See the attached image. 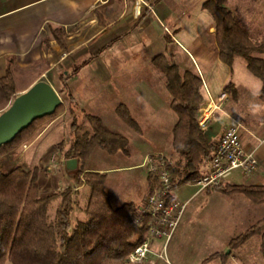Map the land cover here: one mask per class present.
<instances>
[{"label":"crops","instance_id":"obj_1","mask_svg":"<svg viewBox=\"0 0 264 264\" xmlns=\"http://www.w3.org/2000/svg\"><path fill=\"white\" fill-rule=\"evenodd\" d=\"M116 1L123 0H0V79L5 75L9 64L15 68L14 79L17 83L15 75L17 70L35 67V62L42 58L45 60L48 58L51 61L52 52H56L59 46L52 36L54 28H63L66 43L74 50L81 43L90 40L98 41L100 36L97 37V35L102 32L107 33L113 25L115 31L118 28L121 29L118 33L121 36L117 38V41L105 43L98 48L97 57L91 58L80 69L76 72L72 71L68 76L70 91L81 106L88 111L94 107L93 100L96 95L105 92L116 95V98L121 100L119 102H124L129 107L142 126L143 132L141 134L136 132L140 135L139 138H135L132 134L134 144L143 149L146 148L144 154L149 151H162L174 163L179 158L171 143L176 114L171 107L172 96L166 86L165 76L152 63L156 54L165 53L169 61L176 63L181 71L189 69L199 74L205 101L209 96L221 101V108L213 112L209 125L204 128L208 140L218 142L227 126L239 124V134L244 149L253 153L258 161L254 171L245 173L240 169L234 170L224 183L264 185V119H262L264 104L260 99L261 83L258 86L249 77L238 74L236 57L232 65L220 59L211 13L203 9L201 4L202 8L186 17V9L176 11L171 4L167 12L161 10V15L156 6L163 0H158L157 3L151 2L149 9L139 16L137 12L119 10L113 22L108 23L104 14H107L109 6ZM256 2L261 1L243 0L245 18L249 22L262 18L260 9L256 8ZM165 17L171 19L170 25L163 21ZM128 19L130 21H127ZM122 27L125 29L123 30ZM94 29L95 33L86 38L85 35ZM259 36L261 35L257 34L258 38H253L261 40ZM178 47L188 53V59L178 54L176 51ZM191 48L195 54L192 53ZM108 49H112V57H109L106 52ZM188 61H192L193 65ZM75 64L77 62L72 63V67ZM51 65L53 66L52 62ZM43 72L29 79L27 85L16 86L17 93L23 92L40 80ZM81 72L86 73L87 84H94L85 87L83 96H81V88L80 90L77 87L74 88L70 80ZM229 81H232L233 85L226 87ZM56 90L59 93L58 89ZM3 99L4 93L0 85V101ZM201 110L202 107L200 113ZM95 114H99L106 125L122 134L131 129L113 112H96ZM60 115L55 116L49 126L52 127ZM129 134H124L129 140L128 145L132 142ZM73 136L72 134L66 139V147L73 141ZM54 144L55 141L45 146L40 144L38 158L33 157L35 162L36 159L38 160L34 166H42L39 169V184L43 194L63 190L68 186L73 187L75 176L73 169L78 166V161L74 167L68 166V159L55 149ZM96 151L94 147L82 166L85 170L101 171L107 174L110 171L125 170L134 166V164H121L116 167L92 165L89 159ZM125 153L130 155L131 151L128 149ZM51 160H55L57 164V170L53 172L48 168ZM209 165V160L204 162L201 166L202 172L207 171ZM150 183L153 188L155 182L150 180ZM186 184L195 185L194 183L182 185ZM77 188V202L72 211V217L75 212H80V219H86L84 207L88 200L84 203L82 197L87 193L89 195L90 188L86 184ZM177 189L176 186L175 197L178 196ZM204 190L212 196L219 193L216 190ZM242 200L245 205L242 209L229 200L208 207L213 212L215 221L225 222L222 224L224 227H233L235 220H252L254 213L263 203L253 202L250 198H242ZM183 221L184 218L178 226L179 229ZM178 228L174 235L178 233ZM159 247L160 241L157 240L154 243V249L157 250ZM216 252L219 250H214V253ZM191 257L187 255L186 259ZM155 260L162 262V259L152 255L143 264H155ZM107 264L121 263L108 262Z\"/></svg>","mask_w":264,"mask_h":264},{"label":"trees","instance_id":"obj_2","mask_svg":"<svg viewBox=\"0 0 264 264\" xmlns=\"http://www.w3.org/2000/svg\"><path fill=\"white\" fill-rule=\"evenodd\" d=\"M226 1L204 0L202 3L203 9L208 10L213 17L219 57L229 65L237 56L245 58L248 68L261 79L260 99L264 104V40H256L251 36L249 29L226 5ZM52 36L61 48H66L63 28L52 29ZM89 59L75 64L73 72ZM44 63L46 61L42 58L34 66ZM152 63L165 76L166 86L172 96L171 107L176 114L171 143L179 158L169 163L173 186L194 183L204 173L201 166L210 159L218 143L208 140L205 129L197 120L205 101L202 80L193 70L181 71L176 63L169 61L165 53L156 54ZM14 71L15 68L9 64L0 79L6 102L0 105V110L17 95ZM66 72L63 71L60 78L70 97L69 104L60 103L53 113L35 119L12 141L0 146V264L7 261L11 264L117 263L145 238L146 225L135 220L139 202L115 205L106 189V172L85 170L82 167L94 147L100 146L110 154L127 152L128 138L106 125L99 114L86 112L87 124L82 126L77 123L75 111L78 102L69 89ZM230 85H233L232 81L226 87ZM65 109L72 117L74 139L68 147L63 142L57 147L64 158H76L78 161V166L73 169V187H66L63 194L59 191L43 194L39 184V166L27 169L16 165L7 169L5 157L20 143L28 140L38 125ZM115 111L131 129L139 134L143 132L140 122L124 102H119ZM83 184L90 188L84 208L87 218L74 222L72 211L77 202V187ZM206 189L221 193L242 192L253 202L264 203V185L221 182ZM55 199H59V202L51 218V204ZM256 234L262 236L264 243V217L232 238L230 245L241 244Z\"/></svg>","mask_w":264,"mask_h":264},{"label":"rangeland","instance_id":"obj_3","mask_svg":"<svg viewBox=\"0 0 264 264\" xmlns=\"http://www.w3.org/2000/svg\"><path fill=\"white\" fill-rule=\"evenodd\" d=\"M203 1L204 0H163L162 2L157 4L156 9L161 14V10H165L164 12H167V10L169 9V5L172 4V7L176 11L181 10L182 8L186 9L187 12H185V16L187 17V15L196 13L200 9ZM259 1L261 2H256L255 5L258 10L260 9L259 12L261 13L262 18H258L255 20L253 19V21L250 20V22L245 18L246 12L243 9V0H227L226 5L236 15H238L242 24L249 29L253 37L257 39V34H260L261 36H259V39L264 40V0ZM151 2L157 3L158 0H144V2L142 0L116 1L115 4H111L109 6L107 10L108 12H106L107 14H104V16L107 17L108 23L113 22V19L115 16H117L119 10L137 12L139 16L145 10L149 9V5L151 6ZM137 3H139L138 6ZM153 9L155 8L153 7ZM127 21L130 20L128 19ZM163 21L169 25L171 23V19L167 17H165ZM120 31V28L115 31L112 25L107 33L102 32L100 35H97V37L100 36V39H98V41L90 40L85 43H81L79 44V47L74 50L67 43L65 49L58 46L57 51L52 52L51 61L48 58L45 60L46 64L44 63L38 67H29L26 69L17 70L15 74L18 80L17 83L15 82L16 86L23 87L27 85L29 79L41 73V71H44L43 74L40 75L41 79L47 80L54 87H56V89H58L59 94L63 98L62 102H64L67 106L69 104L70 97L67 95V90L65 91V89L63 88L60 75L63 74V71L66 70L67 72L65 74L69 76L73 71L74 67H72V63L74 62L79 63L83 60H86L87 58L91 59L97 57L99 53L98 48L102 47L105 43H114L115 41H117V38L121 36L120 34H118ZM94 33L95 29L91 30V32H88L85 36L86 38L91 37ZM111 50L108 49L106 51L108 52L109 57L113 56ZM176 51L178 52V54L188 59V53L183 51L180 47L176 48ZM191 51L193 54H195L192 48ZM65 52H67V54ZM236 61L238 74L249 77V79L252 80L253 83H256L259 86L261 83V79L248 68L245 58L239 56L236 57ZM51 62L53 66L51 65ZM188 63L193 65L192 61H188ZM85 75L86 73L81 72L76 76L71 77L72 79H70L74 88L77 87V89L79 90L81 88V96L84 95L86 86L94 85L87 84ZM11 101L7 103L6 107H8ZM119 101L121 100L117 99L116 95H109L106 92L101 93L100 95H96V97L94 98V107L88 109L87 111V109L83 108V106H81L80 102L77 100L78 107L75 111L78 117L77 123L85 126L87 124L85 113L89 111H91L90 113L94 114L96 112H113L116 115L115 107L119 103ZM5 104L6 102L4 101V99L0 101L1 106ZM5 108L1 109L0 112H2ZM58 114L61 115L52 127L49 126V123L54 117L45 121L44 123H41V125H38L34 131V134L28 140L20 143L15 149H13L6 155L5 165L7 169H11L16 165L24 166L27 169L33 168L34 164L38 161L36 159L35 162L34 158H38L37 156L40 151H38V148L40 144L45 146V144H49L51 141H55L54 145L55 149L57 150H59L57 147L59 143L63 142L65 143V145H67L66 139H68L70 135H74L71 128L72 117L66 109ZM123 133H130L129 135L132 142L127 146V148L131 151L130 155L122 151H119L115 154H110L104 148L97 146L95 147L97 151L91 156L89 161L90 163H92V165H97L100 167H116L117 165L121 164H134V166L131 168H126L125 170L118 169L116 171H110L109 173H107L105 185L115 205H120L129 201L142 203V201H144V199L148 196L152 189L150 180L154 181V177L149 175L146 168L141 164L145 155L153 154L159 151H149L147 154H144L146 148L143 149L142 147L134 144V139L132 138V134L135 136V138H139L138 136L140 135L132 129H129L128 132ZM35 152L37 153L35 154ZM165 156L169 160L166 154ZM169 162L171 161L169 160ZM48 168L50 170L49 164ZM154 182L155 188L157 185V181ZM177 188V195L179 197L177 196L176 198L187 202L183 215L184 221L182 222L180 229L178 228V233L174 235V239H171V241L173 242L170 241L168 249V260L162 259V262H158V260H155V264H264V243L261 235H252L249 239L241 244L230 245V240L232 238L247 230L250 227L249 225H251L257 219L264 217L263 203L260 204L259 209L254 213V218H252V220H235V224L233 227H224L222 226V224H224L225 222L215 221L214 216L212 215L213 212L209 210L208 206L215 203H225L227 202V200H229V202L242 209L243 207H245L242 198L249 199L248 196L241 192L230 193L229 195L219 192V195L215 193L212 196L209 195V193H207V191H205L204 189H201L195 185L188 184L178 185ZM62 191H64V189L59 190V192L63 194ZM41 193L43 192L41 191ZM174 194L176 195L175 189ZM88 198L89 195L87 193L82 197L83 202L85 203ZM57 202H59V199H55L52 201L50 209L51 218L54 216L55 207L58 204ZM80 218V212H75L74 216L72 217L74 222ZM214 250H219V252L214 253ZM187 255L189 257L192 256L191 259H186ZM120 263L126 264L124 260H122ZM5 264H11V262L7 261Z\"/></svg>","mask_w":264,"mask_h":264},{"label":"built area","instance_id":"obj_4","mask_svg":"<svg viewBox=\"0 0 264 264\" xmlns=\"http://www.w3.org/2000/svg\"><path fill=\"white\" fill-rule=\"evenodd\" d=\"M221 108V101L211 96L204 102L198 123L202 128L209 125L215 110ZM169 160L162 152L144 156L142 166L149 175L157 180V185L139 206L135 220L147 227L144 240L134 247L123 259L126 264H143L152 255L168 260V249L171 239L183 218L186 201L174 196L172 175L169 171ZM209 168L194 180L201 189L218 185L237 169L245 173L252 172L258 165L253 153L244 149L239 124L227 126L218 140L216 148L209 159ZM50 171L57 170L55 160L49 162ZM64 192V191H62ZM160 241V247L155 250V241Z\"/></svg>","mask_w":264,"mask_h":264},{"label":"water","instance_id":"obj_5","mask_svg":"<svg viewBox=\"0 0 264 264\" xmlns=\"http://www.w3.org/2000/svg\"><path fill=\"white\" fill-rule=\"evenodd\" d=\"M62 98L54 86L40 79L20 92L0 112V146L12 141L16 135L35 119L53 113ZM76 158H69L67 165L74 167Z\"/></svg>","mask_w":264,"mask_h":264}]
</instances>
